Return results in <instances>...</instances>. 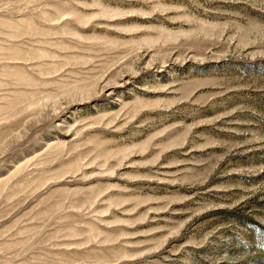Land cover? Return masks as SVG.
<instances>
[{
    "label": "rangeland",
    "instance_id": "rangeland-1",
    "mask_svg": "<svg viewBox=\"0 0 264 264\" xmlns=\"http://www.w3.org/2000/svg\"><path fill=\"white\" fill-rule=\"evenodd\" d=\"M0 264H264V0H0Z\"/></svg>",
    "mask_w": 264,
    "mask_h": 264
}]
</instances>
